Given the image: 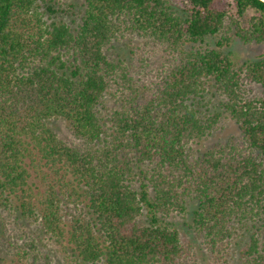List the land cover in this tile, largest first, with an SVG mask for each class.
I'll return each instance as SVG.
<instances>
[{"label":"trees","instance_id":"1","mask_svg":"<svg viewBox=\"0 0 264 264\" xmlns=\"http://www.w3.org/2000/svg\"><path fill=\"white\" fill-rule=\"evenodd\" d=\"M74 6L0 0V264H264V0Z\"/></svg>","mask_w":264,"mask_h":264},{"label":"rangeland","instance_id":"2","mask_svg":"<svg viewBox=\"0 0 264 264\" xmlns=\"http://www.w3.org/2000/svg\"><path fill=\"white\" fill-rule=\"evenodd\" d=\"M81 1L82 0H59V5L64 6L66 8H69L68 5H71V4L78 5V6H74L73 8H71V11L73 10V11L78 12L79 3H81ZM60 17H63L66 21H68L70 23L72 22L73 18H77L76 15H74L70 12L69 13H63V14L61 13ZM206 43H209L211 45H215L216 39L215 38L208 39L207 42H205V44ZM148 50L151 51L150 49H148ZM225 50L232 51L235 60L237 62L242 63L248 59H253V58H256L259 55L263 54L264 53V44L245 45V44L241 43L239 40H235L231 43V45L229 47H226ZM152 52H154L155 59H158V61L160 63L166 61L165 53L162 52L159 48H157V49L154 48L153 51H151V53ZM155 67L156 66H154V70L152 71L153 73L156 72ZM255 87L257 90L261 89V87L259 85H255ZM208 97H210L212 100H210V98H207V100L204 103H206L208 101L207 103L209 105V108L213 111L216 106L218 107L219 101L217 100L216 96L209 95ZM207 108L203 107L204 111ZM239 134H240L239 129H238V126L236 125V123L232 119H230L229 116L225 115L224 119L222 120V122L220 124V128L215 130L208 138L201 140L198 143H194L193 146L195 148H197L198 150L204 151L215 143L225 142L230 137L239 136ZM174 220L175 221L178 220L180 222L179 218H175ZM184 230H186V229H184ZM188 237L191 240H195V243H194L195 255L188 261V264H212L210 253H208V250H206L203 247V245L200 244L199 240L195 237V235L193 233H189ZM41 239H43L42 242L40 244H38L37 249H35L34 251H36V253H39V254H41V256H43V253L45 251H47V248H51V247L55 248V242H54V240L49 239V235H47V236L42 235ZM16 241H17V243L23 244V242H21V238H16ZM56 253H53V254L50 253V255L52 257H55V262H57V259L59 256V254L57 255ZM10 255H11V257H10L11 259H15V261L13 262L14 264H21L20 263L21 260H19L17 258L18 256L13 254V251L10 252ZM42 260L44 261L43 257H42Z\"/></svg>","mask_w":264,"mask_h":264}]
</instances>
